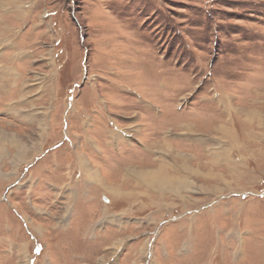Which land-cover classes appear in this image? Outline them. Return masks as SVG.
<instances>
[{
    "label": "rangeland",
    "instance_id": "obj_1",
    "mask_svg": "<svg viewBox=\"0 0 264 264\" xmlns=\"http://www.w3.org/2000/svg\"><path fill=\"white\" fill-rule=\"evenodd\" d=\"M18 1L0 264H264V0Z\"/></svg>",
    "mask_w": 264,
    "mask_h": 264
},
{
    "label": "crops",
    "instance_id": "obj_2",
    "mask_svg": "<svg viewBox=\"0 0 264 264\" xmlns=\"http://www.w3.org/2000/svg\"><path fill=\"white\" fill-rule=\"evenodd\" d=\"M18 0H0V43L2 42H12V41H15L14 38L16 34V32L14 31L15 28L13 29L12 26H8L7 24L8 23H11L12 22V14L15 12V11H18ZM2 3H7L11 6V10L9 8H1L2 6ZM19 10H22L21 8ZM5 14V15H4ZM3 17H5L8 22H6L7 24L5 25L4 23V20H3ZM12 35V39H10ZM7 39V40H6Z\"/></svg>",
    "mask_w": 264,
    "mask_h": 264
},
{
    "label": "bare ground",
    "instance_id": "obj_3",
    "mask_svg": "<svg viewBox=\"0 0 264 264\" xmlns=\"http://www.w3.org/2000/svg\"><path fill=\"white\" fill-rule=\"evenodd\" d=\"M253 120V119H252ZM6 134V133H5ZM0 137H1V134H0ZM11 138V137H10ZM4 142H5V140H3ZM8 141V140H7ZM2 142V141H1ZM2 145V144H1ZM15 147V146H14ZM23 147V146H22ZM16 149L18 150H20V147L19 146H17L16 147ZM163 149V148H162ZM168 149V148H167ZM169 152V151H168ZM165 164V163H164ZM183 164H184V162H183ZM164 168V167H163ZM186 170L189 172L190 171V168L188 167H186V168H183V171H185L186 172ZM91 172H93V174H96V172L95 171H92L91 170ZM91 172L89 173H87L88 175H90L91 174ZM151 172V171H150ZM158 173H155V175H153V174H150V175H145V176H139L140 177V179H142L141 181L142 182H140V183H145V185H147L148 187H169V186H171V181H172V178L173 177H171V175L170 176H167V169H166V167L163 169V171H162V173L163 174H161V175H159V171H157ZM143 174H145V173H143ZM147 174V173H146ZM95 177V181L96 182H100V178H99V180H98V176L97 175H95L94 176ZM161 177V179H159ZM93 180V179H92ZM91 180V181H92ZM174 182H175V180H173ZM102 182V181H101ZM184 184H182V186H186V185H189L188 184V182H183ZM179 185V184H178Z\"/></svg>",
    "mask_w": 264,
    "mask_h": 264
}]
</instances>
